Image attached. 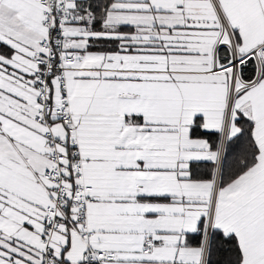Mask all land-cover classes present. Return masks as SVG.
Returning <instances> with one entry per match:
<instances>
[{
  "label": "snow or ice",
  "instance_id": "1",
  "mask_svg": "<svg viewBox=\"0 0 264 264\" xmlns=\"http://www.w3.org/2000/svg\"><path fill=\"white\" fill-rule=\"evenodd\" d=\"M0 264H264V0H0Z\"/></svg>",
  "mask_w": 264,
  "mask_h": 264
}]
</instances>
